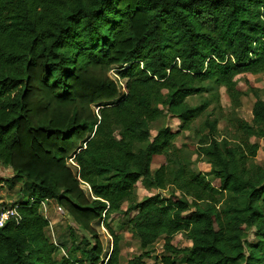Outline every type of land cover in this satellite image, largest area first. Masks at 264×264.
Returning <instances> with one entry per match:
<instances>
[{
	"label": "trees",
	"instance_id": "trees-1",
	"mask_svg": "<svg viewBox=\"0 0 264 264\" xmlns=\"http://www.w3.org/2000/svg\"><path fill=\"white\" fill-rule=\"evenodd\" d=\"M114 65L126 92L109 76ZM249 73L264 78V0H0V162L13 170L9 180L25 178L31 189L12 204L20 220L0 232V264H98L103 244L92 222L126 201L143 250L127 264H147L161 237L186 264H264V164L252 141L264 138V99L248 81L253 118L227 116L232 134L221 139L208 112L222 109V86L237 109L244 94L237 76ZM195 95L202 100L192 105ZM167 114L182 124L152 136V123ZM203 115L208 131L199 145L220 187L180 156L174 171L166 164L153 171L154 156L174 154L175 139ZM141 179L159 189L173 183L184 197L138 200ZM49 200L94 240L82 239L80 256L56 261L40 211ZM110 233L108 264H117L119 236ZM179 233L189 246L173 244Z\"/></svg>",
	"mask_w": 264,
	"mask_h": 264
},
{
	"label": "rangeland",
	"instance_id": "rangeland-1",
	"mask_svg": "<svg viewBox=\"0 0 264 264\" xmlns=\"http://www.w3.org/2000/svg\"><path fill=\"white\" fill-rule=\"evenodd\" d=\"M121 65H114L111 67L109 71V76L113 79L119 87V92H124V86L126 80L121 78L118 74V70ZM237 81L240 84L244 94L241 98L242 102L237 109L232 108V102L230 97L226 92L225 87H220V104L221 108L217 110L213 108L216 106L215 104L211 105L208 109V112L212 111L211 120L218 118V138H223L225 136H230L232 133L230 132V128H228V121L225 119L227 116L234 118V116L246 119L251 121L253 118V105L256 101V97L254 96L252 90L250 89V85L247 83L248 81H252L254 86L259 88V95L264 99V78L263 74H240L237 76ZM206 96V95H205ZM188 102L192 105H197L202 100L200 96H191L188 99ZM97 104V103H95ZM96 106V105H95ZM96 114L100 113V109L93 108ZM98 110V111H97ZM205 120V116H201L192 123L191 127L187 130H184L181 135H179L174 143L176 148L174 154L162 153L156 154L153 158L152 162V170L156 171L162 164H166L167 170L172 172L178 167V163L175 159V156H180L183 159V162L186 163V166L190 168L194 172L204 173L207 176V179L216 187H220L219 179L215 178L210 171L212 169L211 163L208 162L207 156L202 153L201 147L199 145V141L202 136H205L208 129L202 127V123ZM182 124V122L172 116L171 114H167L157 121L152 123V136H155L158 132V129L164 126H171L173 128H177ZM90 136V134H88ZM253 142H259L260 148L257 153V157L255 159L256 163L264 164V138H252ZM84 142H81L80 145H83ZM69 165L73 169L75 173H77L78 168L75 164L74 157L69 158ZM13 175V170L9 167L4 166L0 162V200L4 199V206H11L12 204L18 203V201L26 195L29 197L31 195V189L28 188V183L25 178H20L12 182L11 179ZM81 187L85 191V193L90 196L91 190L90 186L86 183H82ZM25 190V191H24ZM161 194L164 197H170L172 193L178 194L182 197L181 190L177 188V186L173 183H167L166 187L163 189H159L149 185L147 180L141 179L138 182L137 186V197L138 200H142L147 196L153 194ZM1 204V203H0ZM46 208L43 204H41L40 211L43 216H45L50 221L49 227V237L50 239L58 245V249L55 253V258L58 263H60L64 256L66 255H76L80 256L82 250H84L87 246L82 242L84 237H87L94 241L90 235L85 233L84 230L79 228L72 218L68 215V213L60 208L54 200L45 201ZM130 202L126 201L122 204L121 210L111 213L107 217H102L101 219H97L92 222L93 227L97 230L98 236L103 244V252L100 257L99 263L103 262V264H108V260L110 254L113 249L114 238L110 233V228L114 230L115 234L119 236V246L121 249V253L118 259L117 264H127V262L140 254H142L143 250L139 247L137 239L131 233L130 219L132 216L136 214V211L132 212L130 215L126 214V210L129 207ZM190 212H185L184 215L188 216ZM71 228L75 233V238L71 235ZM249 241H255L256 236L254 231L250 232L248 235ZM173 244L178 247H186L189 246L190 243L187 241L184 233H179L173 238ZM151 256L146 258L147 264H186L185 257L183 255L172 256L170 253L164 250V238L161 237L157 240L156 243L149 247ZM165 256L170 257V263L164 261ZM172 261V262H171ZM174 262V263H173Z\"/></svg>",
	"mask_w": 264,
	"mask_h": 264
},
{
	"label": "built area",
	"instance_id": "built-area-1",
	"mask_svg": "<svg viewBox=\"0 0 264 264\" xmlns=\"http://www.w3.org/2000/svg\"><path fill=\"white\" fill-rule=\"evenodd\" d=\"M126 91H127L126 86H124V92ZM42 204L44 205L45 209H47L45 202H42ZM20 217H21L20 211L18 210L17 206L11 205V206L2 207L0 211V226H4L9 219H15L19 221ZM100 264H103V262H101Z\"/></svg>",
	"mask_w": 264,
	"mask_h": 264
},
{
	"label": "water",
	"instance_id": "water-1",
	"mask_svg": "<svg viewBox=\"0 0 264 264\" xmlns=\"http://www.w3.org/2000/svg\"><path fill=\"white\" fill-rule=\"evenodd\" d=\"M4 230V226H0V232Z\"/></svg>",
	"mask_w": 264,
	"mask_h": 264
},
{
	"label": "crops",
	"instance_id": "crops-1",
	"mask_svg": "<svg viewBox=\"0 0 264 264\" xmlns=\"http://www.w3.org/2000/svg\"><path fill=\"white\" fill-rule=\"evenodd\" d=\"M4 202H5V200H4V199H1V200H0V203H4Z\"/></svg>",
	"mask_w": 264,
	"mask_h": 264
}]
</instances>
